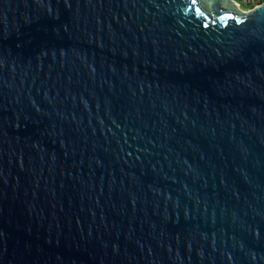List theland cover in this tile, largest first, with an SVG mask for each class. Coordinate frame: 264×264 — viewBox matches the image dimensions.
<instances>
[{"label": "water", "instance_id": "obj_1", "mask_svg": "<svg viewBox=\"0 0 264 264\" xmlns=\"http://www.w3.org/2000/svg\"><path fill=\"white\" fill-rule=\"evenodd\" d=\"M0 0V264H264V1Z\"/></svg>", "mask_w": 264, "mask_h": 264}, {"label": "rangeland", "instance_id": "obj_2", "mask_svg": "<svg viewBox=\"0 0 264 264\" xmlns=\"http://www.w3.org/2000/svg\"><path fill=\"white\" fill-rule=\"evenodd\" d=\"M237 6H238L239 9H240L242 12H244V13H248V12H249V9L252 8V6L249 5L248 3H246V4H245V3L242 4V3L238 2Z\"/></svg>", "mask_w": 264, "mask_h": 264}, {"label": "built area", "instance_id": "obj_3", "mask_svg": "<svg viewBox=\"0 0 264 264\" xmlns=\"http://www.w3.org/2000/svg\"><path fill=\"white\" fill-rule=\"evenodd\" d=\"M242 2L245 4L248 3L249 5L252 6V8H254L255 6L260 5L262 3V2H260V0H243Z\"/></svg>", "mask_w": 264, "mask_h": 264}, {"label": "trees", "instance_id": "obj_4", "mask_svg": "<svg viewBox=\"0 0 264 264\" xmlns=\"http://www.w3.org/2000/svg\"><path fill=\"white\" fill-rule=\"evenodd\" d=\"M238 2H240V3H242V4H244L242 1L243 0H237ZM264 0H260V2H263Z\"/></svg>", "mask_w": 264, "mask_h": 264}, {"label": "bare ground", "instance_id": "obj_5", "mask_svg": "<svg viewBox=\"0 0 264 264\" xmlns=\"http://www.w3.org/2000/svg\"><path fill=\"white\" fill-rule=\"evenodd\" d=\"M238 4V3H237Z\"/></svg>", "mask_w": 264, "mask_h": 264}]
</instances>
